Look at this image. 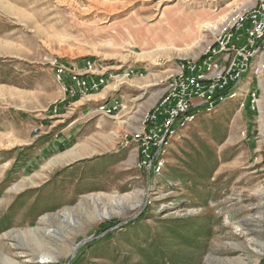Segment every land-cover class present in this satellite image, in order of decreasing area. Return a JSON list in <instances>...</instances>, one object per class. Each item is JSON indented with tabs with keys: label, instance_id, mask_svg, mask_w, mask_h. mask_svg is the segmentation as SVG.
<instances>
[{
	"label": "rangeland",
	"instance_id": "1",
	"mask_svg": "<svg viewBox=\"0 0 264 264\" xmlns=\"http://www.w3.org/2000/svg\"><path fill=\"white\" fill-rule=\"evenodd\" d=\"M228 4L0 0V264H151L157 235L201 219L210 231L199 264H264V135L257 134L264 116L259 123L242 99L199 117L173 142L158 177L137 168L136 151L113 120L74 112L70 122H80L61 132L73 131L68 143L46 145L63 91L52 64L74 69L91 59L97 72L112 75L108 84L122 86L167 70L159 80L166 88L175 61L202 53L210 42L205 26ZM202 149L218 166L211 180L191 182L193 169L207 164L196 159ZM66 211L64 227L56 216ZM45 216L43 226L61 234L26 241L23 232Z\"/></svg>",
	"mask_w": 264,
	"mask_h": 264
},
{
	"label": "built area",
	"instance_id": "2",
	"mask_svg": "<svg viewBox=\"0 0 264 264\" xmlns=\"http://www.w3.org/2000/svg\"><path fill=\"white\" fill-rule=\"evenodd\" d=\"M227 7V13L205 26L210 42L202 53L177 60L163 96L144 113L138 130L124 136L125 144L139 155L140 171L162 175L173 142L199 117L213 114L227 101L242 99V108L256 114L259 123L263 119L264 0H229ZM52 66L56 81L71 98L98 93L113 78L97 72L91 59L85 61L84 73L55 63ZM123 108L116 99L99 105L98 111L112 116ZM262 122L257 134L264 135ZM243 137L248 134L244 132Z\"/></svg>",
	"mask_w": 264,
	"mask_h": 264
},
{
	"label": "crops",
	"instance_id": "3",
	"mask_svg": "<svg viewBox=\"0 0 264 264\" xmlns=\"http://www.w3.org/2000/svg\"><path fill=\"white\" fill-rule=\"evenodd\" d=\"M244 2H252L253 0H243ZM177 67L175 61L174 71ZM74 70L78 73H84L83 66H76ZM167 70H160L156 73H149L140 77L129 80V84L122 86L117 80L111 81L102 91L91 94L85 97L71 98L64 91H62V99L60 112L56 116L58 120L52 122L54 134L50 141L48 137L44 138L48 148H55L57 145H66L71 138L72 134H62L61 132L67 131L73 127L74 123L80 122V117L75 121L70 122V115L74 112L80 113L90 119L97 120H113L115 124H121L124 133H132L138 130L141 118L144 113L150 110L158 100L163 96L165 88L159 84V80L165 76ZM160 72V73H158ZM102 73V72H101ZM119 100L124 108L115 112L112 116H106L98 111V106L103 103H110L113 100ZM75 106V109L68 112L69 107ZM82 119L84 117H81ZM99 125H101L99 123ZM60 130V131H59ZM57 131V133H55ZM49 138H51L49 136ZM43 141V140H41ZM134 151H136L134 149ZM135 161L138 162L139 155L135 152Z\"/></svg>",
	"mask_w": 264,
	"mask_h": 264
},
{
	"label": "trees",
	"instance_id": "4",
	"mask_svg": "<svg viewBox=\"0 0 264 264\" xmlns=\"http://www.w3.org/2000/svg\"><path fill=\"white\" fill-rule=\"evenodd\" d=\"M205 158L207 159V164L204 170L193 169L194 174H196V180L188 177L189 181L198 182L201 178L203 181L212 179L214 171L218 166V159L210 150L202 149V153L196 159L203 161L206 160ZM184 175L181 174L180 179L184 180ZM189 223V225L183 228L174 229V227H170L168 228L169 234L167 233V235H163L162 237L156 236L152 244L155 253L151 256V264H199V254H201L205 247L204 238L205 235H209L210 229L206 219L190 220ZM4 230L5 228L0 231ZM166 244H170L169 246L174 245L175 249L171 252L169 248L166 249L168 247ZM164 245L166 246L164 247ZM182 250L186 251L185 254H182Z\"/></svg>",
	"mask_w": 264,
	"mask_h": 264
},
{
	"label": "bare ground",
	"instance_id": "5",
	"mask_svg": "<svg viewBox=\"0 0 264 264\" xmlns=\"http://www.w3.org/2000/svg\"><path fill=\"white\" fill-rule=\"evenodd\" d=\"M122 80V79H121ZM120 83V82H119ZM73 152V151H72ZM74 154V153H73ZM78 154V153H77ZM76 156V154H74ZM80 157V155H79ZM52 162V161H51ZM57 162V161H56ZM50 166V165H49ZM54 166V165H53ZM43 176V175H42ZM39 177V176H37ZM36 178V177H35ZM30 181V180H29ZM34 181V180H33ZM36 183V182H35ZM31 185V183H30ZM61 223L64 224L65 226L64 227H67L70 225L71 223V217L69 215V213L66 211L64 213H59L57 214V216ZM47 220H50V216H45L42 220H41V224L42 226H37V227H34L33 229H30V230H27L24 233V238L26 241H28L29 243H32L34 241H38L41 242L43 239L45 240L47 237L49 238H52V237H56L57 235H60L61 233L58 231V230H51V229H48L46 227L43 226V223H45ZM52 221V220H51ZM46 224V223H45ZM72 228V227H71ZM22 232V231H21ZM13 234V232H12ZM13 236V235H12ZM23 240V239H22ZM52 240V239H51ZM24 243V242H22ZM27 243V242H26ZM25 243V244H26ZM28 245V244H27ZM24 246V244H23ZM65 247V246H64ZM44 249V248H43ZM68 249V248H66ZM70 251V250H69ZM32 252V251H31ZM47 258H50L48 256H46ZM46 257H42L41 260H45ZM7 263L8 264H13L12 262H10L9 260H7Z\"/></svg>",
	"mask_w": 264,
	"mask_h": 264
}]
</instances>
